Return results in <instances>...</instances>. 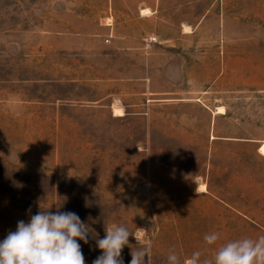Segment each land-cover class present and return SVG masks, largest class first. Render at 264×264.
<instances>
[{
  "label": "rangeland",
  "instance_id": "374dc122",
  "mask_svg": "<svg viewBox=\"0 0 264 264\" xmlns=\"http://www.w3.org/2000/svg\"><path fill=\"white\" fill-rule=\"evenodd\" d=\"M147 7L129 31L162 56L91 57V10L107 22ZM78 32L86 47L62 49ZM111 91L120 117L98 102ZM263 144L264 0H0V241L59 207L89 226L85 264L112 224L133 249L150 243L153 264L211 258L264 235Z\"/></svg>",
  "mask_w": 264,
  "mask_h": 264
},
{
  "label": "clouds",
  "instance_id": "9594fccd",
  "mask_svg": "<svg viewBox=\"0 0 264 264\" xmlns=\"http://www.w3.org/2000/svg\"><path fill=\"white\" fill-rule=\"evenodd\" d=\"M89 235V226L77 213L60 211L59 207L55 212L40 210L30 215L28 222L18 221L16 230H10L0 241V264H85L79 241L88 244ZM130 236L134 235L124 225L106 227L105 236L95 238L101 255L92 264H124L121 254L125 246L131 247ZM219 240L220 235L215 232L204 236L209 246ZM136 242L139 247H131L129 264H153L151 244ZM201 255L194 252L184 264H264V235L229 240L216 247L211 258L201 259ZM167 264H181L175 251L168 254Z\"/></svg>",
  "mask_w": 264,
  "mask_h": 264
},
{
  "label": "crops",
  "instance_id": "0c3cea01",
  "mask_svg": "<svg viewBox=\"0 0 264 264\" xmlns=\"http://www.w3.org/2000/svg\"><path fill=\"white\" fill-rule=\"evenodd\" d=\"M106 1H114V2H127V1H155V0H106ZM151 10L150 12L154 11L152 7H150ZM150 8H142L141 12L143 9H150ZM140 11L136 10V13L134 15H131L127 13L126 17H132V20H122V21H105L107 18H110L108 15L107 11H104L103 14L101 15H95L93 11L91 10V57H96V56H109V55H116L117 57H125V56H133L139 54V58L141 60L143 59L144 55V50H148V55L149 59H152L154 57V54L158 55V57L162 56L161 53L159 52H149V49H154L157 48V46L151 42L150 40L147 42L143 41V34L140 32L139 37L138 34H133L131 31H129L131 27L136 26L138 24L137 20H133V17L135 19H138L142 17L143 15H148V14H141ZM114 19V15L112 14L111 16ZM136 21V22H135ZM123 26H126L125 31L123 30ZM122 29V30H121ZM78 35L76 36L75 41H73L71 46H61L62 49L64 48H71V49H82L85 48L86 45L83 43L84 39L81 37L83 35L82 32H78ZM111 49H114L113 52H111ZM176 56H171V61L169 62V66H175L179 72L181 70L179 69V65L172 61V58ZM155 59V58H154ZM129 63H132L130 61ZM176 63V64H175ZM177 65V66H176ZM142 71V70H141ZM165 71V69H164ZM149 71V76H150ZM159 72L163 73V69H159ZM139 79H144V75L142 73L141 77ZM149 79V78H148ZM159 93H168V92H161ZM107 98H111L110 103L108 105L109 110L112 114L115 116H121L124 115L125 111V105L121 101V97L117 92H109L107 94H104L102 98L98 100V102H102L106 100ZM184 100V99H180ZM95 101V100H93ZM120 106V107H118ZM91 107H93L91 105ZM95 107V106H94ZM115 108H119L122 110V114H119L115 111ZM124 111H123V109ZM211 109V112L214 113H219L218 111H215ZM223 114V113H221ZM201 185V184H200ZM206 185V184H205Z\"/></svg>",
  "mask_w": 264,
  "mask_h": 264
},
{
  "label": "bare ground",
  "instance_id": "6f19581e",
  "mask_svg": "<svg viewBox=\"0 0 264 264\" xmlns=\"http://www.w3.org/2000/svg\"><path fill=\"white\" fill-rule=\"evenodd\" d=\"M150 12V9H143L142 10V13H144V14H148ZM115 111L117 112V113H119V114H122V110L121 109H119V108H115ZM217 111L219 112V113H226V110H225V108H224V106H219V107H217ZM261 153H264V144L261 146V148H260V150H259ZM198 190L200 191V192H206L207 191V186L205 185V184H201V185H199L198 186Z\"/></svg>",
  "mask_w": 264,
  "mask_h": 264
},
{
  "label": "built area",
  "instance_id": "2783aa9c",
  "mask_svg": "<svg viewBox=\"0 0 264 264\" xmlns=\"http://www.w3.org/2000/svg\"><path fill=\"white\" fill-rule=\"evenodd\" d=\"M156 37H150V41L153 42V41H156Z\"/></svg>",
  "mask_w": 264,
  "mask_h": 264
}]
</instances>
